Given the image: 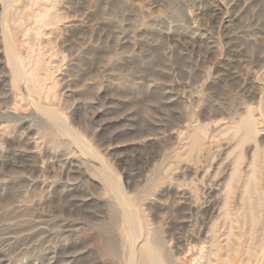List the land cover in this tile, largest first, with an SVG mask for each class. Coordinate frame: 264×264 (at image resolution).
I'll return each instance as SVG.
<instances>
[{
    "label": "rangeland",
    "instance_id": "rangeland-1",
    "mask_svg": "<svg viewBox=\"0 0 264 264\" xmlns=\"http://www.w3.org/2000/svg\"><path fill=\"white\" fill-rule=\"evenodd\" d=\"M263 150L264 0H0V264H264Z\"/></svg>",
    "mask_w": 264,
    "mask_h": 264
},
{
    "label": "bare ground",
    "instance_id": "bare-ground-1",
    "mask_svg": "<svg viewBox=\"0 0 264 264\" xmlns=\"http://www.w3.org/2000/svg\"><path fill=\"white\" fill-rule=\"evenodd\" d=\"M214 3V2H213ZM213 5V4H212ZM6 8V7H5ZM215 9V8H214ZM212 13V12H211ZM5 16V15H4ZM4 30V29H3ZM2 30V31H3ZM5 33V31H4ZM6 34V33H5ZM8 39V38H7ZM10 40V39H9ZM9 45H7L8 47ZM10 47V46H9ZM10 52V51H9ZM8 53V52H7ZM12 57L11 54L9 56V58ZM10 63L13 64L15 67V71L18 70V68H16V64H15V59L14 58H11L10 60ZM9 64V63H8ZM10 65V64H9ZM18 67V66H17ZM11 68V67H10ZM13 72V70H11ZM20 69H19V72L16 71V79L20 78L21 77V73H20ZM14 75V73H12ZM24 76V75H23ZM23 78V77H22ZM25 79V78H24ZM26 80V79H25ZM16 84V83H15ZM14 84V85H15ZM17 86V85H16ZM15 86V87H16ZM63 127V125H62ZM65 128V126H64ZM63 129V128H62ZM62 129H61V132H62ZM65 130V129H64ZM70 131V130H69ZM66 132V131H65ZM241 133V141H246V140H249L251 138H253L255 136V133H256V127H255V119L249 115V114H246L241 116L240 117V120H239V123L235 126L234 128V133ZM69 135V134H68ZM76 137V136H74ZM75 138H73L74 140ZM77 139V138H76ZM77 141V140H76ZM79 143V142H78ZM252 161L250 163L251 165V170H250V173L248 175V179L247 181L244 182L243 184V192H242V196H243V199L244 201L246 202V200L248 201V198L246 196V193L247 192H255L256 189H255V183H256V180H257V175H258V172L261 171V167H262V164L264 163V150L262 151L261 154H257V153H254L252 155ZM239 161V158L237 159V161H235V166L237 165ZM257 161H259L257 163ZM233 172L231 173L230 175V180H229V184H227V189L230 190V182L232 179H234L236 177V174H237V169L236 167L233 168ZM227 190V191H228ZM119 193V192H118ZM120 194V193H119ZM115 196V195H114ZM115 198H118V197H115ZM118 204V202H117ZM129 204V203H128ZM131 208V207H130ZM128 209V208H127ZM248 209V208H247ZM119 210V209H118ZM133 211V210H132ZM120 212V211H119ZM124 213L126 212V210L123 211ZM130 211H128L129 213ZM135 212V211H134ZM248 214L251 216V218L253 219V212L252 210L249 208L247 210ZM126 214V213H125ZM133 214V213H131ZM127 215V214H126ZM124 215L123 217V220L121 222V227L125 226V225H129L127 223V216ZM123 216V214H122ZM129 219V218H128ZM130 220V219H129ZM134 221V220H133ZM135 223V222H134ZM133 224V223H131ZM134 225H132L133 227ZM136 226V225H135ZM135 229V228H134ZM132 233V232H131ZM134 234V233H133ZM136 238V237H135ZM144 239L142 240V243L137 247L136 249V262L134 261L132 255V260L133 262H135V264H170L169 260L167 259V256H166V253L165 251H163L162 249V245L161 243L158 241V239L152 235L151 233L147 232L145 237H143ZM137 240V239H136ZM126 242V241H125ZM134 246V245H133ZM137 246V245H136ZM135 246V247H136ZM134 250V248H133ZM132 250V251H133ZM134 252V251H133ZM130 257V258H131ZM132 264V263H130Z\"/></svg>",
    "mask_w": 264,
    "mask_h": 264
}]
</instances>
